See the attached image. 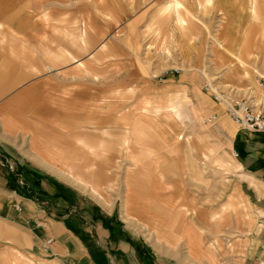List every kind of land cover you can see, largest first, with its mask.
Listing matches in <instances>:
<instances>
[{
  "label": "crops",
  "instance_id": "crops-1",
  "mask_svg": "<svg viewBox=\"0 0 264 264\" xmlns=\"http://www.w3.org/2000/svg\"><path fill=\"white\" fill-rule=\"evenodd\" d=\"M247 1L252 10L255 0ZM74 12L64 18L56 7L53 16L46 14V29L55 31L49 44L63 47L62 33L78 31ZM68 42L77 46V36ZM251 45V35L245 36L242 50L249 53ZM66 54L68 66L89 73L87 60ZM49 69L64 74V68ZM0 72V94L9 91L0 110L22 107L30 126L37 127L24 129L29 135L23 138L0 135V253L16 248L33 264H264V134L232 120L223 103L195 93L193 74L185 71L177 86L190 97L198 142L211 150L176 153L170 132L166 149L157 147L152 164L144 167L135 153L111 147L109 115L79 113L77 90L56 85L49 108L45 100L32 101V79L20 85L28 77L25 70L10 65ZM172 80L166 84L174 86ZM114 135L118 143L125 137ZM45 154L54 159V170ZM203 158L208 161L199 166ZM204 172L214 181L202 183ZM51 174L54 179L47 177ZM63 175L94 176L102 194L69 185ZM46 239L51 243L43 251Z\"/></svg>",
  "mask_w": 264,
  "mask_h": 264
},
{
  "label": "rangeland",
  "instance_id": "rangeland-1",
  "mask_svg": "<svg viewBox=\"0 0 264 264\" xmlns=\"http://www.w3.org/2000/svg\"><path fill=\"white\" fill-rule=\"evenodd\" d=\"M248 5L247 0H0V71L10 65L25 70L28 77L20 85L32 79V101L45 100L49 108L54 107L56 85L77 90L75 108L79 113L94 114L96 119L109 115L110 127L106 129L110 133L106 135L111 134V147L135 153L144 167L152 164L157 147L166 149L167 133L173 134L176 153L197 154L211 148L198 142V123L189 114L190 97L177 86L185 71L195 77L193 91L205 94L210 101L213 97L207 86L227 90L229 95L264 109V0H255L252 10ZM56 7L64 18L71 9L77 15L78 31H62L63 47L48 43L55 31L46 29L45 18L46 14L47 18L53 16ZM248 35L252 45L245 53L241 44ZM76 36L78 45L70 46L68 40L74 41ZM66 53L87 60L89 73L68 66ZM49 66L64 68V74H53ZM168 77L174 86L166 84ZM8 93L0 94V105ZM106 104L109 106L104 108ZM0 112V135L17 139L28 136L26 130H37L30 126L25 116L28 111L22 107L12 113L4 107ZM45 117L38 118L48 122ZM205 130L202 128L203 134ZM119 132L125 135L120 143L114 137ZM16 155L21 158L22 153ZM44 157L47 167L54 170L52 156ZM197 161L203 166L208 160ZM194 168L191 165V171L198 170ZM200 175L202 183L214 181L212 174ZM61 177L69 185L102 194L103 185H96L94 176ZM178 178L182 181L183 175ZM106 186L109 189L112 184ZM191 198L198 194L191 193ZM0 264L33 263L28 255L9 247L0 253Z\"/></svg>",
  "mask_w": 264,
  "mask_h": 264
},
{
  "label": "built area",
  "instance_id": "built-area-1",
  "mask_svg": "<svg viewBox=\"0 0 264 264\" xmlns=\"http://www.w3.org/2000/svg\"><path fill=\"white\" fill-rule=\"evenodd\" d=\"M212 93V97L219 103H224L226 110L236 123L242 125L248 130L264 134V109L261 106H253L243 98H235L229 95L227 90H213L210 86L205 87ZM236 156L237 153L234 152ZM17 209L19 207L16 205ZM51 239H46L43 244V251L48 250ZM74 264V263H69Z\"/></svg>",
  "mask_w": 264,
  "mask_h": 264
}]
</instances>
